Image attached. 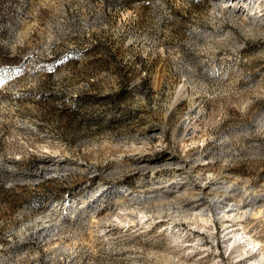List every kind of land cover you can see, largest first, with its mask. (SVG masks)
<instances>
[{
	"label": "rangeland",
	"instance_id": "obj_1",
	"mask_svg": "<svg viewBox=\"0 0 264 264\" xmlns=\"http://www.w3.org/2000/svg\"><path fill=\"white\" fill-rule=\"evenodd\" d=\"M0 69V264H264V0H0Z\"/></svg>",
	"mask_w": 264,
	"mask_h": 264
},
{
	"label": "bare ground",
	"instance_id": "obj_2",
	"mask_svg": "<svg viewBox=\"0 0 264 264\" xmlns=\"http://www.w3.org/2000/svg\"><path fill=\"white\" fill-rule=\"evenodd\" d=\"M217 196V195H216ZM225 197L223 196V197H215L213 200H212V202H213V204L214 205H217V203H221L222 202V200L224 199ZM221 205V204H220ZM237 208V211H239V208H241L242 206H241V204H239V203H232V204H229V203H224V204H222L221 206H220V211L219 212H217V213H220L221 215H222V218H225V217H228V216H230L229 215V208ZM260 207V206H259ZM232 210V209H231ZM252 210V209H251ZM264 212V209H262V208H258V207H255V208H253V210H252V214L253 215H258L259 213H263ZM251 213V212H250ZM241 213L240 212H237L236 214H235V216H236V218H239V217H241V216H243V215H240ZM246 258V257H245ZM263 263V262H262ZM261 263V264H262ZM259 264V263H258Z\"/></svg>",
	"mask_w": 264,
	"mask_h": 264
},
{
	"label": "snow or ice",
	"instance_id": "obj_3",
	"mask_svg": "<svg viewBox=\"0 0 264 264\" xmlns=\"http://www.w3.org/2000/svg\"><path fill=\"white\" fill-rule=\"evenodd\" d=\"M0 71H2V69H0Z\"/></svg>",
	"mask_w": 264,
	"mask_h": 264
}]
</instances>
